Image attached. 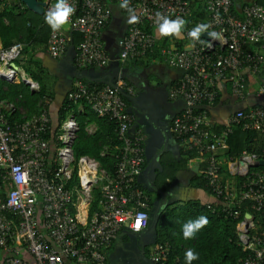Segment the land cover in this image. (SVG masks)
Segmentation results:
<instances>
[{
	"label": "built area",
	"instance_id": "1",
	"mask_svg": "<svg viewBox=\"0 0 264 264\" xmlns=\"http://www.w3.org/2000/svg\"><path fill=\"white\" fill-rule=\"evenodd\" d=\"M0 1L6 4L14 0ZM203 1L207 18L185 26L184 44L176 46L171 39L159 48L164 62L182 70L168 92L169 97L184 101L172 117L171 131L185 148L207 153L202 174L221 202L219 207L212 205V210L239 218L238 237L249 252L235 264H264V170L250 169L264 160V153L243 150L238 156L228 157L230 173L244 176L235 187L221 176L217 154L236 126L264 132V106L254 102L238 107L219 126H214L209 114L217 102L218 81L227 82L240 99L264 92L261 82L251 91L246 77V72L258 74L264 65V6L249 1L238 15L232 10L233 0ZM68 2L75 9L68 22L70 30L50 29L46 51L60 57L73 44L72 62L77 69L105 67L112 55L103 29L114 6L122 0ZM55 3L45 0L43 11L46 13ZM130 7L137 10L139 21L127 23L116 38L121 62L154 50L159 35L145 26L157 27L156 13L185 19L191 13V0H130ZM201 23L209 25L208 31L201 35L203 42H193L188 32ZM73 31L80 35L76 43ZM191 43L194 47H187ZM22 48L20 40L6 46L0 43V78L23 80L31 89H38V82L14 61ZM133 93V84L119 68L101 85L75 76L66 94L67 99L78 104L84 100L96 114L115 120L119 143L112 175L101 167L97 157L86 153L75 156L72 143L78 120L74 111L54 126L45 102L48 97L43 96L39 112L11 120L16 102L0 97V264H108L107 249L124 227L138 232L148 225L150 199L140 180L145 132L135 125V114L123 98ZM19 110L24 112L21 106ZM75 167L76 182L70 186ZM93 187H99L98 206L89 215ZM244 198L250 199L252 211H242ZM256 214L261 222L255 220ZM168 245L153 244L150 259L155 264H165Z\"/></svg>",
	"mask_w": 264,
	"mask_h": 264
},
{
	"label": "trees",
	"instance_id": "2",
	"mask_svg": "<svg viewBox=\"0 0 264 264\" xmlns=\"http://www.w3.org/2000/svg\"><path fill=\"white\" fill-rule=\"evenodd\" d=\"M251 1H258L261 4L263 3L262 0ZM232 10L236 14L241 15L240 7L234 2V0ZM45 14L44 11L39 13L30 9L21 0H14L13 2L6 4H2L0 1V40L4 46L16 40L23 42L21 53L14 61L16 64L21 65L39 84L38 89H31L29 84L23 80L8 81L4 78H0V97H5L16 102L17 108L9 115L11 120L22 119L24 116L39 112L41 110L40 102L43 100V96L48 97L45 101L47 108L49 103L55 98V90L53 88L54 78L42 65L41 59L38 56V52L46 50L47 38L51 29L45 22ZM207 14L208 12L203 0H191V13L185 19L188 21L187 24L196 20H202L204 22L207 18ZM145 28L148 30H156V28L147 26H145ZM79 38V33L73 31V43H76ZM171 39H174L175 45L179 47L182 46L185 41L184 38H161L159 36L153 51L147 52L141 57L129 59L125 62H121L117 56H112V59L103 68H108L112 74L116 75L118 69L122 68V66L128 61L145 63V60L150 61L152 57L161 58L159 48L165 43H168ZM88 67L99 68V66L95 65H89L87 68ZM115 75H113V77ZM258 75L261 82L264 84V65ZM75 76H80L84 80L91 81L98 85L103 84L105 81L97 79L89 80L81 73L78 74V72ZM124 78L126 79L125 76ZM248 79L249 77H247V84L251 87ZM70 89L71 86L65 91L61 101L62 104L57 108V120L55 123L51 124L55 126L70 110L74 111L78 120L76 136L72 143L75 156L86 153L97 157L101 167L112 175L115 169V154L119 143L116 134L115 120L104 115L96 114L90 108V105L84 100L81 101L83 107L78 109V102L69 100L66 97V94ZM123 98L125 99L127 106H129L130 97L123 96ZM19 106L24 109L23 113L20 112ZM90 119L97 122V128L93 131H88L86 129V123ZM49 135L50 133L47 134V137ZM227 141L228 146L225 150L227 157L238 156L243 150L264 153V132L256 129H242L240 126H236L234 131L228 136ZM185 152L189 156H197L199 154L195 150H186ZM205 154L207 153L202 155ZM181 163L182 162L180 161L177 162L173 157H165L161 159V166H165L168 169V173H172L176 168L182 165ZM250 169L264 170V162L253 164ZM237 176L238 180H241L244 177L241 174H237ZM195 177L197 180L200 179V183L197 182V184L199 183L201 186L204 185L210 190L203 174ZM75 182L76 167L74 168L73 175L69 179L68 184L72 186ZM141 185H143V183H141ZM98 194L99 187H93V197L89 204V215L98 206ZM250 204V199L244 198L242 202V211H252ZM72 209L74 210V207H72ZM201 215L206 216L209 223L198 231L194 238L185 239L183 237L182 225L189 220H195ZM238 220L239 218L220 213L218 209L211 211L205 204H199L198 202H192L190 204V201H187V203H178L171 207L167 205L163 213H161L157 224L155 243L167 242L169 244L165 264H186L185 252L189 248H192L199 254V259L192 261V264H207L213 262L235 264L238 260L243 259L249 252V249H243L239 240ZM255 220L261 222V217L256 214ZM181 243L188 247L184 249L183 246H181Z\"/></svg>",
	"mask_w": 264,
	"mask_h": 264
},
{
	"label": "crops",
	"instance_id": "3",
	"mask_svg": "<svg viewBox=\"0 0 264 264\" xmlns=\"http://www.w3.org/2000/svg\"><path fill=\"white\" fill-rule=\"evenodd\" d=\"M248 1L251 0H234L240 9ZM262 1L264 3V0ZM127 17V11L115 5L109 23L103 29L106 45L113 57L117 56L116 37L126 27ZM62 28L70 30L69 24ZM0 43H2L1 40ZM74 52L75 47L72 45H70L66 54L60 57H52L46 50L38 52L42 65L54 78L55 98L48 105L51 123L56 122L57 108L62 104L61 101L65 91L72 85L77 71L72 62ZM145 61V63L137 61L126 62L122 66V74L134 86V93L132 98H130L128 108L133 109L131 110L135 114V125L140 126L145 132V160L140 180L145 188V182L154 184L156 192L152 203L150 201L148 225L138 232L124 227L107 249L106 262L108 264H155L150 259V251L155 243L160 215L167 205L171 207L178 203H187V201H190V204L198 202L199 204H205L207 208L214 211L211 206L219 207L221 204L211 190H208L204 185L201 186L199 184L200 179L197 180L195 177L202 174L206 155L202 154L205 152L198 151L195 148H185L171 131L172 117L181 109L184 101L181 97H169L168 92L172 83L182 74V70L168 65L160 57H152L150 61ZM81 74L89 80L97 79L100 81L109 80L115 75L108 68L103 67L82 68ZM246 77H249L251 91L255 90L259 85L257 83L261 82L259 75L246 72ZM217 89V102L209 109L210 118L214 126L225 123L229 113L238 107H245L254 102L261 103L264 106V92L259 96H255L256 94L253 93L245 99H240L234 96L229 84L224 81L217 82ZM157 94H161L163 100L158 101ZM77 107L81 109L83 103L78 104ZM145 124L152 125L155 132L153 149H150V152H152L148 156L147 148L150 134L147 132ZM96 128L97 122L95 120L90 119L87 121L86 129L88 131H93ZM227 146L228 141L225 146L217 149V154L221 160V176L235 187L239 184L238 176L230 173L227 168L228 157L225 154ZM186 150H195L199 154L197 156H189L185 152ZM165 157H173L177 162H182V165L172 173H168V169L165 166H161V159ZM145 167H148L147 179L143 175ZM197 182L199 183L197 184ZM156 208L159 216L154 227L152 225V217ZM181 246L184 249L188 247L182 243Z\"/></svg>",
	"mask_w": 264,
	"mask_h": 264
},
{
	"label": "clouds",
	"instance_id": "4",
	"mask_svg": "<svg viewBox=\"0 0 264 264\" xmlns=\"http://www.w3.org/2000/svg\"><path fill=\"white\" fill-rule=\"evenodd\" d=\"M120 8L125 9L128 13L127 23L134 24L139 21V16L137 10L133 7H130V0H122L120 3ZM75 9L71 6L68 0H56V3L49 8L45 14V22L49 27L58 31L62 27L68 24L71 16L73 15ZM157 17V27L156 31L161 38L164 37H175L177 39L183 38V30L187 25L188 21L183 17L177 16L175 19H172L168 16H165L161 13H156ZM209 25L207 24H198L193 27L189 32L188 36L193 42H203L200 40L201 35L208 31ZM208 35L212 38L214 34L208 32ZM117 38V37H116ZM187 47H194V43L187 45ZM133 96V95H131ZM130 97V96H128ZM209 223L206 216H199L195 220H189L182 225L183 237L185 239H192L195 237L196 233L200 231ZM139 227V225H137ZM199 259V254L196 253L192 248H189L185 252V261L186 264H192V261Z\"/></svg>",
	"mask_w": 264,
	"mask_h": 264
},
{
	"label": "water",
	"instance_id": "5",
	"mask_svg": "<svg viewBox=\"0 0 264 264\" xmlns=\"http://www.w3.org/2000/svg\"><path fill=\"white\" fill-rule=\"evenodd\" d=\"M24 3H25V5L27 6V7H29L30 9H32V10H34V11H36V12H39V13H41L42 11H43V6H44V4H45V1L44 0H22ZM70 45H72L73 46V44H70ZM70 45H69V47H70ZM68 47V48H69ZM68 50V49H67ZM67 52V51H66ZM66 54V53H65ZM65 54H63V55H65ZM62 55V56H63ZM77 72H78V74L79 73H81V69H77V71H76V74H77ZM75 74V75H76ZM130 98H132V96H130ZM135 107H137V105H135ZM259 163H262V162H264V160L263 159H260L259 161H258ZM149 165V164H148ZM147 165V166H148ZM147 170H148V167H145V169H144V171H143V175L145 176V178L147 179L148 178V175H147ZM153 185V184H152ZM158 216H159V213H157V208L155 209V212H154V214H153V217H152V225L155 227L156 226V222H157V219H158Z\"/></svg>",
	"mask_w": 264,
	"mask_h": 264
},
{
	"label": "rangeland",
	"instance_id": "6",
	"mask_svg": "<svg viewBox=\"0 0 264 264\" xmlns=\"http://www.w3.org/2000/svg\"><path fill=\"white\" fill-rule=\"evenodd\" d=\"M74 68L75 70L77 69L75 66ZM157 98H158V101L163 100V97L161 94H157ZM145 125H146L147 132L150 134L149 140H148V148H147V156H148L152 152V151L150 152V149H153L152 147L155 142V134H154L155 132H154V127L152 125H149V124H145Z\"/></svg>",
	"mask_w": 264,
	"mask_h": 264
},
{
	"label": "flooded vegetation",
	"instance_id": "7",
	"mask_svg": "<svg viewBox=\"0 0 264 264\" xmlns=\"http://www.w3.org/2000/svg\"><path fill=\"white\" fill-rule=\"evenodd\" d=\"M144 167V166H143ZM145 169V168H144ZM142 170H143V168H142ZM141 173H142V171H141ZM145 186H146V188H147V192H148V194H149V199H151L150 201H151V203H152V201H153V199H154V196H155V192H156V190H155V187L152 185V183H147V182H145V184H144Z\"/></svg>",
	"mask_w": 264,
	"mask_h": 264
}]
</instances>
